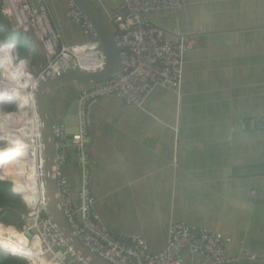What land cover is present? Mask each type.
Here are the masks:
<instances>
[{"label": "crops", "instance_id": "crops-1", "mask_svg": "<svg viewBox=\"0 0 264 264\" xmlns=\"http://www.w3.org/2000/svg\"><path fill=\"white\" fill-rule=\"evenodd\" d=\"M184 2L181 11L144 16L168 38L197 39L184 56L180 95L157 89L143 109L111 97L92 108L85 151L94 210L110 233L143 236L151 252L164 248L172 223L184 222L218 232L232 254L264 253V0ZM92 3L107 21L119 0ZM48 5L64 45L88 41L61 1ZM35 45L34 59L42 54ZM79 86L51 90L50 124H62ZM66 151L65 176L78 186Z\"/></svg>", "mask_w": 264, "mask_h": 264}, {"label": "built area", "instance_id": "built-area-1", "mask_svg": "<svg viewBox=\"0 0 264 264\" xmlns=\"http://www.w3.org/2000/svg\"><path fill=\"white\" fill-rule=\"evenodd\" d=\"M59 1L64 4V17L88 41L72 46L62 43L61 33L49 14L48 0H0V18L5 22V25L0 24V34L13 30H18L20 34V40L16 43L0 40V64H9L11 60L27 61L26 73H31L34 77V88L39 82L61 76L67 71L86 68L95 71L104 64L99 39L90 21L73 0ZM184 8V0H119L118 7L105 21L112 25V38L120 59L118 70L105 81L79 86L76 99L78 132L69 140L62 124H50L57 150L54 176L62 213L74 237L109 264H238L264 260V253L232 254L226 249L228 240L221 234L195 229L184 222L172 223L167 230L164 248L159 252H151L143 236L124 237L110 233L102 226L94 210L96 201L91 189L92 165L85 151V145L89 142L92 108L98 100L111 97L126 106L143 109L148 98L157 89L180 95L184 56L196 46L197 39L184 34L168 38L165 32L151 26L144 16L177 12ZM23 36H29L47 57L48 62L41 69L34 64L30 65L31 54L21 57ZM12 44L14 52L1 49ZM3 81L0 79V85L4 84ZM38 141L40 202L37 212H31L28 208L30 213L25 215L18 230L26 236L30 233L32 237L40 239L42 254L37 264H89L74 253L47 216L40 135ZM68 141L70 146L67 145ZM65 148L74 152L78 173L77 207L73 204L72 186L64 173ZM0 181L8 182L2 179ZM18 196L24 199L23 194ZM35 214L36 217L31 219ZM28 220L31 225L27 223ZM185 255L193 258L186 260L183 258Z\"/></svg>", "mask_w": 264, "mask_h": 264}, {"label": "bare ground", "instance_id": "bare-ground-1", "mask_svg": "<svg viewBox=\"0 0 264 264\" xmlns=\"http://www.w3.org/2000/svg\"><path fill=\"white\" fill-rule=\"evenodd\" d=\"M13 45L1 49L12 51ZM26 67L27 61L23 60L0 64V79L4 80V84L0 85V133L7 137L3 139L5 145H0V173L5 171L7 177L0 179L8 180L11 192L23 194L25 204L35 213L40 202V171L37 163L40 117L32 92L35 80L34 77L28 78L32 75L26 73ZM84 70L91 71L89 68ZM3 101L10 106L15 105L17 112H10V108L4 111ZM31 204L35 205L32 207ZM33 217L35 218L36 214L31 216V219ZM0 248L12 254L17 252L19 256L24 255V259L29 260L31 264H37L42 254L40 239L37 236L28 238L16 227H5L1 224Z\"/></svg>", "mask_w": 264, "mask_h": 264}, {"label": "water", "instance_id": "water-1", "mask_svg": "<svg viewBox=\"0 0 264 264\" xmlns=\"http://www.w3.org/2000/svg\"><path fill=\"white\" fill-rule=\"evenodd\" d=\"M80 11L90 21L94 31L96 32L100 50L104 57V64L102 68L95 71L87 70H71L65 74L55 77L50 80L39 82L33 89L34 99L36 107L38 109V115L40 117L39 131L40 140L42 143V155H43V177L44 183L43 189L45 191V197L47 202V216L51 220V223L55 226V229L61 238L72 248L74 253L78 254L84 260L88 261L89 264H109L108 262L99 258L96 254L85 248L72 234L68 223L62 213L59 199L57 198V185L56 178L54 176L56 149L54 146V137L51 132L50 121L47 116L46 101L51 90L57 86L65 83H90L96 84L107 80L115 71L118 70L120 65V59L118 50L115 47L112 34L109 32V28L102 16L99 14L97 9L91 0H73ZM15 50H12L14 52ZM4 107H9L8 103L2 104ZM3 109V108H2ZM5 111V109H4ZM77 104L74 102L66 113L62 125L64 126L65 134L69 140L73 134L78 132V117ZM70 146V142H67ZM67 148H65L66 150ZM66 152V161L68 159V153ZM76 167V166H75ZM77 170V169H76ZM78 186L72 187L73 204L75 207L78 206ZM18 196V194H15ZM31 225V221H27ZM30 237L31 234L27 233ZM125 246L126 243L122 242Z\"/></svg>", "mask_w": 264, "mask_h": 264}, {"label": "rangeland", "instance_id": "rangeland-1", "mask_svg": "<svg viewBox=\"0 0 264 264\" xmlns=\"http://www.w3.org/2000/svg\"><path fill=\"white\" fill-rule=\"evenodd\" d=\"M109 32L112 34V29L111 28H109ZM19 35L20 34H19V31L18 30L8 31L6 34H0V40L1 41H5V42L16 43L18 41V39H19ZM21 39H22V44L20 46V50L22 51L21 57L22 56L23 57H27L28 54H31L32 60H31L30 65H33L34 64L35 66H37L39 64L37 66L38 69H41L42 66L46 65L47 62H48V59H47V57L44 54H41V55L38 54L37 57L33 61V57L36 56L37 50H36V45L31 40V38L29 36H26V37L23 36V37H21ZM30 74L31 73H29V75ZM28 78H33V76H28ZM5 102L6 101H3L2 104H4ZM7 108L8 109L10 108V110H11L10 112H13V113H16L17 112V108H16L15 105H11V106H9ZM3 139H7V137H3L2 134L0 133V145L1 146L2 145H5V141H3ZM3 177H7V174H6L5 171H3V172L0 173V178H3ZM9 179L12 182L11 177H9ZM19 199H20V204H21V211L20 210L15 211L17 213V215L12 219V222L11 223H13L14 225H16L18 228H21V225L23 223V218L25 217V215L27 213H30V212L28 210V207L29 206H28V204H25L24 199L22 197H20V196H19ZM31 205L33 207L35 204H31ZM14 254H17L18 257H20L21 259L22 258H25L24 255H21L20 254V256H19V253H17V252H14ZM28 264H31V262L29 261Z\"/></svg>", "mask_w": 264, "mask_h": 264}, {"label": "trees", "instance_id": "trees-1", "mask_svg": "<svg viewBox=\"0 0 264 264\" xmlns=\"http://www.w3.org/2000/svg\"><path fill=\"white\" fill-rule=\"evenodd\" d=\"M17 210L21 211L19 196L11 192L6 182L0 181V224L5 227L12 225L18 228L10 220L17 215L15 212ZM0 264H28V262L24 258L21 259L18 256H12L8 252L0 249Z\"/></svg>", "mask_w": 264, "mask_h": 264}, {"label": "clouds", "instance_id": "clouds-1", "mask_svg": "<svg viewBox=\"0 0 264 264\" xmlns=\"http://www.w3.org/2000/svg\"><path fill=\"white\" fill-rule=\"evenodd\" d=\"M3 251H5V252H8V251H6V250H4L3 248H1ZM10 255H12L10 252H8ZM12 256H14V255H12Z\"/></svg>", "mask_w": 264, "mask_h": 264}]
</instances>
